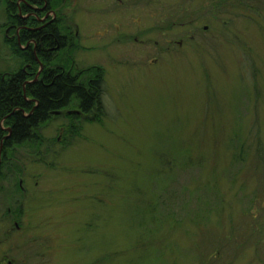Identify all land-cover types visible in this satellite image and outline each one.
I'll return each mask as SVG.
<instances>
[{
	"label": "rangeland",
	"instance_id": "1",
	"mask_svg": "<svg viewBox=\"0 0 264 264\" xmlns=\"http://www.w3.org/2000/svg\"><path fill=\"white\" fill-rule=\"evenodd\" d=\"M252 1L61 2L67 45L50 68L100 74L105 116L54 114L8 152L22 191L0 262L264 264V0ZM22 68L1 32L0 72Z\"/></svg>",
	"mask_w": 264,
	"mask_h": 264
},
{
	"label": "trees",
	"instance_id": "2",
	"mask_svg": "<svg viewBox=\"0 0 264 264\" xmlns=\"http://www.w3.org/2000/svg\"><path fill=\"white\" fill-rule=\"evenodd\" d=\"M15 1L17 0H12L10 3L6 0V30L9 35L4 38V45L7 46L13 58L25 63L29 68L18 69L12 74L0 72V144L2 143V155L7 157L8 152L16 146L35 142L36 131L54 114L72 111L73 114L68 113L71 120H85L88 123H101L105 116L102 103L104 80L100 74L84 79L79 73L74 74L71 70L66 72L62 69L57 70L55 67L50 68L55 50L49 52L47 49L51 44L53 49L62 47L64 49L65 45V40L60 36L64 34L57 26L59 22L54 23L52 30L45 29L34 33L30 38L31 34L27 32L21 44H18L15 37V27L18 23L15 19ZM47 1L49 3V0ZM52 1V9L57 12L58 6L64 0ZM246 1L249 5L255 4L252 0H221V4L216 6L219 10L226 9L225 5L229 2L233 7L242 5L247 7ZM59 15L61 16L60 11ZM29 39L36 42L34 53L32 46L25 47ZM42 66L44 70L40 71ZM78 114L80 116L77 117ZM257 136V133L252 134V141H255ZM3 137L5 141L2 142ZM238 146H241L242 151L246 144L243 142ZM260 146L258 142L255 154L256 159L262 161ZM12 169L13 167L7 163L6 171ZM138 245L143 246L141 242H138L135 247L138 248Z\"/></svg>",
	"mask_w": 264,
	"mask_h": 264
},
{
	"label": "flooded vegetation",
	"instance_id": "3",
	"mask_svg": "<svg viewBox=\"0 0 264 264\" xmlns=\"http://www.w3.org/2000/svg\"><path fill=\"white\" fill-rule=\"evenodd\" d=\"M12 0H9L10 3ZM132 2L133 0H126V2ZM142 1V0H140ZM162 1V0H160ZM52 0H17L15 1V19H16V27H15V37L18 44H21L22 39H24L25 34L28 32L29 38L33 36L34 33L41 32L45 29L52 30V26L55 22L59 21L58 14L56 11L52 9ZM123 0H117V3H122ZM6 0H0V33L2 32V43L4 45V38L9 35L6 30V16L5 10ZM48 35H46L47 37ZM65 40L64 48L67 45V37L65 35H60ZM51 37V35H50ZM54 42V40H52ZM26 48L32 46L33 53L36 51V42L33 39H29L25 44ZM23 48V46H21ZM63 48V47H62ZM60 48V50L62 49ZM58 49V48H57ZM56 49L52 48V44L50 48L47 49L49 52H53ZM4 73V72H3ZM10 131V130H9ZM10 134V133H9ZM5 138L3 137L2 142ZM5 141V140H4ZM2 143L0 144V224L5 219V215H3L4 209L10 207L12 203L16 204L17 200L13 197L14 193L21 190V184L18 183V187L16 183H12L13 174L11 171H6L7 163L11 165L12 158H8L6 155H2L1 153ZM18 176V175H17ZM14 178V177H13ZM17 188V190H16ZM10 203V204H9ZM7 213H10L8 210ZM13 218V217H12ZM14 220H12L13 223ZM10 222V221H8ZM17 228V224H13ZM0 264H4V262H0ZM7 264H11L8 262Z\"/></svg>",
	"mask_w": 264,
	"mask_h": 264
},
{
	"label": "water",
	"instance_id": "4",
	"mask_svg": "<svg viewBox=\"0 0 264 264\" xmlns=\"http://www.w3.org/2000/svg\"><path fill=\"white\" fill-rule=\"evenodd\" d=\"M38 76V75H37ZM9 132V131H8Z\"/></svg>",
	"mask_w": 264,
	"mask_h": 264
}]
</instances>
